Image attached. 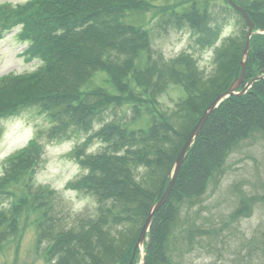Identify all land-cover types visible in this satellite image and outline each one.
<instances>
[{"label": "trees", "instance_id": "trees-1", "mask_svg": "<svg viewBox=\"0 0 264 264\" xmlns=\"http://www.w3.org/2000/svg\"><path fill=\"white\" fill-rule=\"evenodd\" d=\"M235 1L247 10L256 32L251 38L241 90L264 69V0ZM151 5L150 0H28L14 5L7 2L0 9L1 26L14 28L17 24L19 36L28 44L25 54L41 61L35 71L0 77V116L36 108L51 120L46 133L51 140L69 135L74 128L93 132L75 147L76 158L87 172L72 187L96 198L97 218L82 217L78 226L51 235L46 225L51 219L46 199L53 193L42 187L32 191L34 184H28L32 204L44 212L46 220L39 224V238L40 242L51 240L47 252L52 264L129 263L149 209L165 191L168 172L185 141L206 108L241 73L249 23L232 6L243 20L242 32L225 37L216 47L212 73L201 70L187 52L170 61L150 55L148 62L140 64L141 54L150 47L151 35L127 17ZM191 11L175 14L174 23L178 27L187 24L201 48H214L222 37L225 19L206 9ZM150 54H154L151 49ZM102 72L117 84V92L106 85H91ZM172 84L184 88L187 96L173 112H162L160 97ZM251 85L243 95L227 96L206 119L169 200L155 214L145 240L144 264H174L170 241L176 229L184 235L182 240L188 249L196 237L216 233L201 225L199 228L194 221L189 226L181 225V206L190 208L200 202L243 140L264 135V79ZM128 103H132L129 123L103 122L106 110ZM145 115L152 117L149 127H131L130 122ZM97 123L103 126L96 129ZM43 133L38 132L27 146L9 157L5 174L0 177L1 192L10 194L4 189L29 173L31 181L42 162ZM97 139L104 143L103 150L87 153L90 140ZM142 169L146 172L138 177L136 172ZM23 205L20 199L0 207V248L19 233L20 216L26 209ZM246 209L243 201L239 212Z\"/></svg>", "mask_w": 264, "mask_h": 264}, {"label": "rangeland", "instance_id": "rangeland-1", "mask_svg": "<svg viewBox=\"0 0 264 264\" xmlns=\"http://www.w3.org/2000/svg\"><path fill=\"white\" fill-rule=\"evenodd\" d=\"M26 1L0 0V9L7 2L14 5ZM150 2L151 6L130 12L127 17L130 23L148 29L151 35L150 47L141 54L140 64L148 62L150 55L154 58L163 56L166 61H170L187 52L194 57L201 70L210 74L216 66V47L222 44L225 37L242 32L243 20L231 8L229 0ZM192 8L197 11L206 9L218 19H225L222 37L214 48H201L196 44V34L187 24L178 27L174 23L177 19L175 14L190 13ZM18 31L17 24L14 28H3L0 24V77L35 71L41 65L39 59H30L25 54L28 44ZM150 49L154 54H150ZM93 81L91 85H106L111 92H117V84L115 86L107 72L97 74ZM185 96L184 88L172 84L160 97L161 111L173 112L176 104L183 101ZM131 104L128 103L126 107L112 106L104 113L103 122L129 123L132 117ZM151 118L145 115L140 120L130 122V125L136 129L147 128ZM50 126V118L33 107L0 116V177L5 174L9 157L27 146L38 132H44L40 138L44 150L42 162L32 173L31 181L29 173L4 189L10 194L0 191V207H8L20 199H23V206L26 207L20 216L19 233L0 248V264H52L47 252L51 240L40 242L39 238V224L46 219L44 212L32 204L33 197L28 187L30 183L34 184L32 191L42 187L53 193L51 198L46 199L50 206L48 216L51 217L46 225L50 227L51 235L78 226L82 217L97 218L99 215L96 198L72 187V183L87 172L76 158L75 147L86 142L93 132L74 128L69 135L51 140L46 135ZM102 126V123H97L96 129ZM87 148V153H97L103 150L104 143L98 139L90 140ZM225 164L220 178L209 184V189L197 205L190 208L188 205L181 206V225L189 226L194 221L199 228L201 225L216 233L196 237L193 247L188 249L182 240L184 235L176 229L170 241L173 249L170 255L174 264H264V135L255 134L243 140ZM145 172L146 169H142L136 175L142 177ZM243 201L247 211L242 213L239 209ZM120 227H124V224ZM138 250L136 264L141 262Z\"/></svg>", "mask_w": 264, "mask_h": 264}, {"label": "water", "instance_id": "water-1", "mask_svg": "<svg viewBox=\"0 0 264 264\" xmlns=\"http://www.w3.org/2000/svg\"><path fill=\"white\" fill-rule=\"evenodd\" d=\"M229 2L231 3V5L234 7H236L237 9H239L243 16L245 17V19H247L248 23H249V33H248V37H247V44H246V48L244 50V59L241 61L242 64V71L240 76L237 75V77L234 79V81L232 82V84L230 85V88L227 89V91L222 92L221 94H219L218 96H216V99L206 108L205 113L199 118L197 124L195 125L194 129L191 131L192 133L190 134V136L188 137V139L185 142V146L184 148L181 150V152L178 154L179 156L177 157L176 161H175V169H174V173L172 175H170V179H169V183L167 185V189L165 191V194L158 199L157 202H155V204L151 207V209L149 210V214L145 219L144 225L140 231V235L135 243V249H134V255L136 252V249L138 247H140L141 251L145 250L144 249V242L147 236V232L149 231L151 225H152V221L153 218L155 216V213L158 209H160L164 204H166V201L168 200V196L170 195L171 191H172V187L174 186V184L176 183L177 180V176L179 171L182 168V164L186 159L187 156V152L188 150L193 146L194 141L196 140V137L199 135L200 130L203 128L204 124L206 123V119L208 118V116L213 113L217 106L224 101L227 96L229 95H236L238 96V94H243L246 91H248L249 87L251 86V84H253L255 81L259 80L260 78H262L263 76L260 77H256L254 79H252L251 81H249V83H246L243 88V90L241 92L238 91V89L241 87L240 85L242 84V82L245 79V72H246V67H247V60H248V56L250 54V44H251V37L256 34L255 32V23L253 21V19H251L249 13L247 12V10L243 9L240 5H238L235 0H229ZM238 91V92H237ZM146 257L143 255L142 260L140 262V264H143L145 261ZM133 259L130 260V262L128 264H133Z\"/></svg>", "mask_w": 264, "mask_h": 264}, {"label": "bare ground", "instance_id": "bare-ground-1", "mask_svg": "<svg viewBox=\"0 0 264 264\" xmlns=\"http://www.w3.org/2000/svg\"><path fill=\"white\" fill-rule=\"evenodd\" d=\"M247 62H248V60H247ZM246 64H247V63H246ZM247 66H248V64H247ZM241 71H242V70H241ZM246 71H247V67H246ZM240 74H241V73H240ZM245 74H246V72H245ZM258 74H259V75H257L256 77L263 76V77L260 78V79H264V69H261V70L259 71ZM238 76H240V75H238ZM245 77H246V76H245ZM256 77H255V78H256ZM260 79L257 80V81H260ZM231 84H232V83H231ZM231 84H230V85H231ZM230 85H229V86H230ZM229 88H230V87H229ZM229 88H228V89H229ZM242 90H243V89H241V90L238 89L239 92H241ZM226 91H227V90H226ZM238 91H237V92H238ZM246 92H247V91H246ZM246 92H245V93H246ZM245 93H243V94H245ZM243 94H238V95H243ZM208 117H209V116H208ZM205 124H206V123H205ZM205 124H204V125H205ZM203 127H204V126H203ZM201 130H202V129H201ZM201 130H200V131H201ZM199 134H200V133H199ZM189 136H190V135H189ZM196 138H197V137H196ZM187 139H188V138H187ZM185 142H186V141H185ZM194 142H195V141H194ZM184 146H185V143H184ZM184 146H183V148H184ZM183 148H182V149H183ZM182 149H181V150H182ZM190 149H191V148H190ZM190 149H189V150H190ZM189 150H188V151H189ZM180 152H181V151H180ZM180 152H179V153H180ZM187 153H188V152H187ZM187 153H186V154H187ZM187 155H188V154H187ZM178 156H179V155H178ZM186 157H187V156H186ZM176 159H177V158H176ZM185 160H186V159H185ZM184 162H185V161H184ZM184 162H183V163H184ZM182 165H183V164H182ZM173 166H174L173 169L170 170V171L168 172V175H169V176L172 175V174L174 173L175 164H174ZM182 167H183V166H182ZM181 169H182V168H181ZM180 171H181V170H180ZM180 171H179V173H180ZM179 173H178V175H179ZM168 183H169V181L167 182V184H166V186H165V191H166V189H167L166 187H167ZM172 188H173V187H172ZM172 190H173V189H172ZM165 191H164L162 194H160L159 197L157 196V197L155 198V202H157V201H158V198H161V197L165 194ZM171 193H172V191H171ZM171 193H170V195H171ZM170 195L168 196V198L170 197ZM168 198H167V199H168ZM168 200H169V199H168ZM168 200H167V201H168ZM155 202L151 205V207L155 204ZM163 206H164V205H163ZM163 206H162V207H163ZM151 207H150V209H151ZM162 207H161V208H162ZM161 208H160V209H161ZM150 209H149V210H150ZM160 209H158V210H160ZM158 210L156 211V213L158 212ZM149 212H150V211H149ZM156 213H155V214H156ZM148 214H149V213H148ZM147 216H148V215H147ZM154 217H155V216H154ZM153 220H154V218H153ZM152 222H153V221H152ZM153 223H154V222H153ZM153 223H152V225H153ZM152 225H151V227H152ZM142 227H143V226H142ZM151 227H150V229H151ZM141 229H142V228H141ZM150 229H149V231H150ZM140 231H141V230H140ZM149 231H148V232H149ZM148 232L146 233L147 235L149 234ZM139 233H140V232H139ZM139 235H140V234H139ZM143 245H144V248H145V246H146V245H145V242H144ZM135 246H136V245H135ZM134 249H135V247H134ZM134 249H133V253H132V259L134 258V260H135V258H136V256H135V255H136V252H135V255H134ZM137 249H140V247H138ZM137 249H136V251H137ZM140 253H141V255L143 256V255H144V250L141 251V249H140ZM144 256H145V255H144ZM145 257H146V256H145ZM134 260H133V261H134ZM140 261H141V258H140ZM145 261H146V259H145ZM145 261H144V262H145ZM143 264H144V263H143Z\"/></svg>", "mask_w": 264, "mask_h": 264}]
</instances>
